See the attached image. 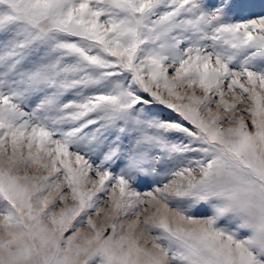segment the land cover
Returning a JSON list of instances; mask_svg holds the SVG:
<instances>
[{
    "label": "snow or ice",
    "instance_id": "6c2138e0",
    "mask_svg": "<svg viewBox=\"0 0 264 264\" xmlns=\"http://www.w3.org/2000/svg\"><path fill=\"white\" fill-rule=\"evenodd\" d=\"M0 264H264V0H0Z\"/></svg>",
    "mask_w": 264,
    "mask_h": 264
}]
</instances>
